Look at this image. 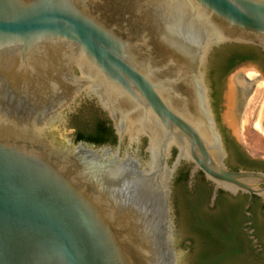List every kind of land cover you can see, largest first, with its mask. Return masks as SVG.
<instances>
[{"label":"water","instance_id":"water-1","mask_svg":"<svg viewBox=\"0 0 264 264\" xmlns=\"http://www.w3.org/2000/svg\"><path fill=\"white\" fill-rule=\"evenodd\" d=\"M227 45L264 52V0H0V264H191L183 162L248 206L264 199V171L228 168L212 110ZM241 70L257 73L227 75L218 112L243 146L230 119ZM261 81L239 80L247 99ZM89 99L119 146L73 142Z\"/></svg>","mask_w":264,"mask_h":264},{"label":"flooded vegetation","instance_id":"flooded-vegetation-1","mask_svg":"<svg viewBox=\"0 0 264 264\" xmlns=\"http://www.w3.org/2000/svg\"><path fill=\"white\" fill-rule=\"evenodd\" d=\"M251 50H257L258 54H252ZM215 55L219 59L216 64L213 62L215 75L210 80V96L228 154L226 164L233 171H264L236 138L227 134L218 112L222 80L242 66L256 67L257 74L253 79L245 70L236 75L230 119L233 126L239 123L249 94V88L241 85L239 80L250 83L264 79V52L254 47L227 45L218 49ZM71 117L73 124L69 127L77 145L82 143L96 148L119 146L115 123L96 99L87 100L83 109ZM144 142L147 145V139ZM176 155L174 151L173 160ZM193 169V164L183 162L173 182L186 228L192 233L189 241L178 247L180 251L186 252L191 264H264V199L255 196L248 206L250 195L216 191L215 185L202 171L193 175Z\"/></svg>","mask_w":264,"mask_h":264},{"label":"rangeland","instance_id":"rangeland-1","mask_svg":"<svg viewBox=\"0 0 264 264\" xmlns=\"http://www.w3.org/2000/svg\"><path fill=\"white\" fill-rule=\"evenodd\" d=\"M253 72L255 71H247L246 74L251 75ZM263 105L264 82L261 81L248 97L240 123V139L244 148L261 161H264V135L256 129V123L259 122Z\"/></svg>","mask_w":264,"mask_h":264},{"label":"trees","instance_id":"trees-1","mask_svg":"<svg viewBox=\"0 0 264 264\" xmlns=\"http://www.w3.org/2000/svg\"><path fill=\"white\" fill-rule=\"evenodd\" d=\"M251 52H252V54H254V55H257V54H258V53H257V50H251ZM91 140L96 141L95 139H91Z\"/></svg>","mask_w":264,"mask_h":264},{"label":"bare ground","instance_id":"bare-ground-1","mask_svg":"<svg viewBox=\"0 0 264 264\" xmlns=\"http://www.w3.org/2000/svg\"><path fill=\"white\" fill-rule=\"evenodd\" d=\"M257 73L256 72H253L251 75H256ZM258 123V122H257ZM256 129H257V126H256ZM258 130V129H257ZM259 131V130H258ZM260 132V131H259ZM262 133V132H261ZM263 134V133H262ZM264 135V134H263Z\"/></svg>","mask_w":264,"mask_h":264}]
</instances>
